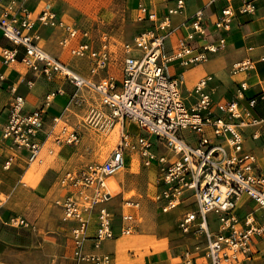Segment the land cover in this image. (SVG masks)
Wrapping results in <instances>:
<instances>
[{"label": "built area", "instance_id": "2783aa9c", "mask_svg": "<svg viewBox=\"0 0 264 264\" xmlns=\"http://www.w3.org/2000/svg\"><path fill=\"white\" fill-rule=\"evenodd\" d=\"M18 1L22 0H11L0 10L1 35L13 43L12 47L1 50L4 62L16 61L19 47H23L21 61L24 65L49 79L61 75L75 87L73 97L83 88L97 92L101 105L107 111L104 114L92 110L89 117L92 123L102 128L120 124L119 141L107 159L102 163L88 164L75 175L67 173L72 185L93 188L90 204L82 206L71 195L55 201L61 206L64 219L73 222L71 240L77 264H113L110 253L85 252L83 246L90 226L88 213H91L94 205L111 198L112 193L104 188L116 171L125 166L127 154L141 159L144 166L156 165L155 201L165 212L182 206L178 227L184 233L193 232L205 237L204 254L208 259L205 264H243L251 255L253 236L264 235V174L256 169V156L245 150L242 131L243 127L259 125L261 129L252 136H260V131L264 135V117L254 116L250 110L256 105L258 97L264 99V89L247 97L249 109L239 103L240 99L245 98V91L249 87L246 80L239 82L234 97L215 103L207 90L211 75L196 81L189 95H194V100L190 101L182 94L181 80L169 73L168 62L180 59L184 64L197 63L216 49V45L206 43L197 50L190 45L192 34H188L187 38L177 40L173 52L165 53V39L171 33L168 29L170 17L183 10L184 0H176L175 5L169 7L159 20L156 12L151 11L144 0H140L137 19L147 17L156 23L154 28L135 36L131 47L126 45L127 55L122 62L119 85L111 74L105 81L88 79L45 50L39 43L40 26L62 27L66 34L61 41L65 44L76 36L78 28L58 19L52 8H44L33 17L31 11ZM239 1L238 11L241 14L254 10L253 0ZM233 16L234 10L228 4L221 9L214 24L217 28L228 29ZM203 18V8H198L189 18L193 30L204 29ZM83 35L88 37V31L83 30ZM223 40L221 38L219 42ZM90 45L87 38L73 46L70 52L85 56ZM134 49L139 53L134 54ZM109 58L110 52L105 44L90 71L97 73L108 64ZM253 67L254 61L245 58L233 63L232 72H246ZM11 90L14 93L13 101L1 136L16 147L27 148L30 160L37 158L43 141L49 135L58 144L79 142V132L65 124H61L56 131L51 128L44 132L43 139L40 136L44 129V108L62 89L46 93L42 105L30 111L24 110V98L16 93V88L11 87ZM59 121L60 116L53 117L55 124ZM132 126L138 132L132 131ZM11 160L9 157L4 167H9ZM243 195L250 197L261 209V221L258 222L253 213L242 218L236 213L237 202ZM122 206V233L129 234L134 221L130 209L138 208L139 201L126 197ZM210 213H215L218 218L215 233L210 231ZM13 221L16 222V219L13 218ZM113 236L112 212L106 206L99 205L93 245L98 247L102 240ZM0 264H10L2 258L1 253Z\"/></svg>", "mask_w": 264, "mask_h": 264}, {"label": "crops", "instance_id": "0c3cea01", "mask_svg": "<svg viewBox=\"0 0 264 264\" xmlns=\"http://www.w3.org/2000/svg\"><path fill=\"white\" fill-rule=\"evenodd\" d=\"M11 0H0V10L5 7ZM129 0H127L128 3ZM132 1L130 9L131 12L135 11V22L139 26V33L149 30L155 27L156 21H152L145 17L144 19H136L138 14V4L140 0ZM145 4L151 11L156 12L157 20L161 19L167 12L169 7L175 5L176 0H144ZM17 3H23L32 16L36 17L42 9L48 8L42 6L41 2L37 0H22ZM184 8L181 12L172 14L170 17L171 30L170 35L165 39L164 51L166 54H170L177 46V40L179 38L188 37V34H192V38L189 39V43L192 47L201 48L206 43L216 45L214 51H210L207 54L205 60L197 63L184 64L180 59H174L168 62L169 73L181 80L180 89L182 94L190 101L194 100L195 96L189 95L194 87L196 81L206 75H211L212 79L208 82L207 90L210 91L213 102L220 99H230L234 97L236 88L241 80H246L249 84L248 89L245 91V98L240 99L239 103L243 108H248L247 97L258 94L264 89V0H253L254 10L241 14L238 11L240 5L239 0H184ZM231 5L234 10V16L228 29L217 28L214 24L217 17L220 14L221 9L226 5ZM57 15L58 19L65 21L68 24H72L78 28V32L73 39H70L69 44L62 43L64 34L62 27L40 26L39 43L42 47L52 55L59 58L71 69L77 71L82 75H90V78L96 82L107 80L108 75H113L116 82L120 83L122 78V66L116 67L112 62L115 58L114 53H111L110 44H119L118 41H112L110 39L104 41L102 37H99L98 41L96 36L89 33L88 37L83 35V28H79L75 24L74 20H69L63 13H61L55 7H51ZM129 8V7H128ZM203 8L204 18L202 25L204 29L193 30L190 17L198 9ZM133 9V10H132ZM130 12V11H129ZM130 12V13H131ZM119 29V27H115ZM112 30L114 28L112 27ZM138 33V34H139ZM107 34V33H106ZM133 36V40H134ZM89 38L90 49L85 56L75 57L71 54L70 49L85 41ZM105 38V36H104ZM125 39L126 37H122ZM223 38V42L219 40ZM126 41V40H125ZM62 43L63 46L59 45ZM125 43L130 44L126 41ZM131 42L130 45H132ZM110 52V58L108 64L100 69L97 73H92L90 68L97 58L99 52L104 45ZM47 47L57 46L56 50H48ZM13 43L7 38L1 35L0 31V197L4 196V199L0 202V253L2 258L6 260L4 253L10 248H27L34 244L35 234L30 231V228L25 226L15 227L8 223V218L17 213L13 211V208L17 204H26L27 198H23L24 195L30 197L32 207L37 210H41L42 207L47 205L49 201L55 202L54 182L60 177L63 164L62 162L68 158L70 144L62 143L58 144L54 141L53 136H48L42 144L39 155L36 159L30 160V152L25 147H16L11 144L9 140L2 138V126L6 122L8 117L9 107L13 101L14 93L11 87L16 88V93L20 94L24 98V110L30 111L35 107L42 105L44 96L50 91H56L62 89V92L57 93L49 106L44 108V123L43 131L40 132V136L43 139L45 133L51 128L54 131L60 128L61 124H65L69 121L71 110L70 100L71 95L75 87L66 81L61 75H56L52 79L47 78L43 74H39L35 71L28 69L21 61L23 54V47H19L17 59L14 62H4L1 50L2 48L12 47ZM58 50L60 51L58 53ZM121 51V50H120ZM57 53V54H56ZM122 52H120L121 54ZM127 55L126 51L124 52ZM122 53V54H124ZM134 54H138V50H133ZM113 56V57H112ZM124 56V57H125ZM250 58L254 61L253 69L233 73L232 65L236 61ZM83 64L88 67H83ZM82 67V68H81ZM80 97L83 100H88L86 96L87 92L78 91ZM91 96V95H89ZM100 104V103H99ZM100 107L107 111V108L100 104ZM252 114L257 117H264V99L257 98L256 105L250 108ZM74 112V111H73ZM54 116H60V121L55 124L53 122ZM261 126H247L243 127L242 131L245 137V150L252 152L256 156V169L264 174V154H263V140L264 135L260 131V136L253 137V133L256 130H260ZM132 131L138 132V129L134 126L131 127ZM80 134V131H79ZM82 139V135L80 134ZM11 157V163L9 167H4L5 161ZM134 159L131 154H127L128 161ZM62 165V166H61ZM138 165L144 166L141 159L138 158ZM141 167L136 169V173L140 172ZM146 168L155 169L157 173V167L155 164L146 166ZM127 172H132L128 170ZM158 175V173H157ZM115 177V176H114ZM116 179V178H115ZM118 181V180H117ZM157 185V181H156ZM57 186V185H56ZM48 194V195H47ZM61 197V196H59ZM57 197V198H59ZM114 203H110L109 199L101 204H97L96 208L89 212L90 226L95 230L96 211L99 205H104L110 211ZM58 209L61 207L56 206ZM33 209H31L32 211ZM236 213L242 218L249 213H253L257 221H261L262 211L258 209L255 202L248 196L243 195L237 202ZM57 214V212H55ZM169 214L177 213V220L180 218L182 210L176 211V208L168 211ZM39 215V211L33 212L29 217L31 224L37 222L36 218ZM168 217V215L166 216ZM31 226V225H30ZM73 222L64 220L58 217L53 231L55 233H69L71 238V227ZM89 226V228H90ZM47 230L51 225L46 224ZM34 228H36L34 226ZM218 229V218L215 213H210V231L215 233ZM181 231V230H180ZM65 234V235H66ZM194 234V233H193ZM198 238V234H195ZM90 240V239H89ZM88 240V241H89ZM14 245V246H13ZM205 248V246H204ZM204 248L197 250L196 247L184 248L182 251L168 256L164 252H160V258L157 255L159 261L154 260L150 264H205L208 259L204 254ZM251 255L246 259L243 264H264V235L253 236L251 244ZM5 250V251H4ZM163 261V263H161ZM11 263V262H8Z\"/></svg>", "mask_w": 264, "mask_h": 264}, {"label": "rangeland", "instance_id": "374dc122", "mask_svg": "<svg viewBox=\"0 0 264 264\" xmlns=\"http://www.w3.org/2000/svg\"><path fill=\"white\" fill-rule=\"evenodd\" d=\"M37 1L38 3L41 2V5L44 7H55L69 20H74L79 28L87 29L89 33L95 35L97 41L99 37H102L104 41L110 39V43L114 40L118 41L119 44L113 45L112 42L108 47H110L111 53L115 55V59L112 61L114 65L116 67L122 66L127 45L125 42L128 41L131 44L133 42V36H137L140 29L135 22L136 13L135 11L131 12L130 9L132 1L129 0L128 3L127 0ZM112 27L114 30H112ZM115 27H119V29H115ZM63 31L65 30L63 29ZM60 35L64 36L65 34L62 32ZM122 37L126 38L123 39ZM59 45L61 47L63 46L61 42ZM45 47L48 50L54 51L58 48V45L52 47L45 45ZM128 47H131V45ZM120 52L124 54H120ZM72 55L80 57L74 54ZM83 67L87 68L88 66L83 64ZM85 77L91 79L89 73ZM80 90L87 92L86 96H88V100H83L78 94L79 92H77L76 97H73L76 89L73 90L70 98L73 103L70 107L74 112H71L67 123L70 129L80 131L82 139L80 138L77 143L70 144L68 158L62 162L63 169L60 175V183L55 186L53 192L57 194H55L56 200H62L67 195H71L82 206H88L93 188L72 185L67 173L75 175L86 165L102 163L107 159L119 141L120 124L117 123L112 128H102L92 123L89 120L92 110L100 111L104 114H106V111L100 107L101 103L97 92L88 88ZM100 140L110 142V147L102 148ZM152 140L155 144V137ZM153 149L156 150V147L154 146ZM101 152L105 153L102 155ZM133 160L135 165L132 166V172H127V170L124 173V178L120 180L121 182L117 181L114 175L109 179L104 188L112 193L109 201L110 203H114L111 211L114 236L102 240L99 246L95 247L93 245L94 229L90 226L88 229V238L84 241V251L110 253L113 264H150L154 260V255L156 256V261H159L157 255L159 256L160 252L171 256L182 251L184 248L196 247L197 250H202L206 244L205 237L202 234H198V238H196L193 232L184 233L180 231L177 213L169 214L168 212L162 211L155 201L154 195L157 190L156 170L138 165L137 157H134ZM139 167H141V171L136 173L135 171ZM115 180L116 184L111 185L110 182ZM55 190L58 192H55ZM126 197H131L139 201L138 208L130 209L133 213L134 221L132 222V231L129 234L122 233L121 213L123 211V200ZM23 198H27V203L15 205L13 211L17 214L9 217L8 223L15 227L25 226L30 228V231L35 234L34 244L27 248L8 249L4 253L6 260L11 262L10 264H77L73 242L68 236L69 233H67L68 235L66 233L57 234L53 231V226L57 218L64 219L63 211L56 207L61 206L56 202L49 201L41 210L39 208L35 210L32 207L33 202L30 197L28 198L27 195H24ZM2 199H4V196H2ZM96 206L94 205L92 207V211ZM31 209L33 210L31 211ZM179 210H183L182 206L176 208V211ZM35 211H39V215L36 218L37 222L31 224L33 217L29 216ZM167 215L168 217H166ZM13 218L16 219V222L13 221ZM48 223L51 225L49 229L52 231L47 230L46 224L48 225ZM83 264L92 263L86 262Z\"/></svg>", "mask_w": 264, "mask_h": 264}, {"label": "bare ground", "instance_id": "6f19581e", "mask_svg": "<svg viewBox=\"0 0 264 264\" xmlns=\"http://www.w3.org/2000/svg\"><path fill=\"white\" fill-rule=\"evenodd\" d=\"M89 136V135H88ZM100 143H101V147L102 148H104V147H110V142H106L105 140H100ZM100 147V148H101ZM102 153V152H101ZM100 153V154H101ZM103 153H105V152H103ZM103 153H102V155H103ZM106 155V154H105ZM101 158H102V156H101ZM69 162H71V161H69ZM135 162H134V160H133V158H131V160H129L128 161V163H127V165L126 166H124V167H121L120 169H118L117 171H116V174H115V178L118 180V181H120V180H122L123 178H124V173L127 171V170H132V166L133 165H135L134 164ZM60 178H61V176L60 177H58L57 178V180L54 182V185L53 186H56L58 183H60ZM121 182V181H120ZM110 184L111 185H115L116 184V180L115 181H111L110 182ZM120 186V185H119ZM60 188V187H59ZM55 192H58V191H56L55 190ZM54 194V193H53ZM48 195V194H47ZM57 195V194H56ZM55 196V195H54ZM157 211V210H156ZM166 240V239H165ZM125 243V242H124ZM14 246V245H13ZM159 246H160V244H159ZM152 247V246H151ZM5 251V250H4ZM15 252V251H14ZM13 253V252H12ZM160 256V255H159Z\"/></svg>", "mask_w": 264, "mask_h": 264}]
</instances>
